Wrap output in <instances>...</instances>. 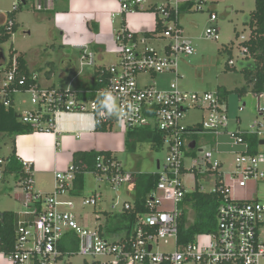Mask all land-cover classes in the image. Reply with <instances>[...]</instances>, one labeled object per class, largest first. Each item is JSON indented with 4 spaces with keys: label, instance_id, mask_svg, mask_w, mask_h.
<instances>
[{
    "label": "built area",
    "instance_id": "built-area-1",
    "mask_svg": "<svg viewBox=\"0 0 264 264\" xmlns=\"http://www.w3.org/2000/svg\"><path fill=\"white\" fill-rule=\"evenodd\" d=\"M119 4L118 15L125 18L124 25L114 32V52L118 61L101 71L98 83L103 87L92 91H78L67 88L60 90L42 86L37 73L31 74L35 82L25 88L27 78L20 75L17 56L12 55L6 62L0 53V119L2 109H15V100L20 94L30 95L32 109L19 115L23 124L34 126L36 132L51 131L62 115H88L93 119L95 130L100 123L118 122L117 118L107 113L98 114L96 100L104 91H110L125 111L128 105L135 106V111L121 124L125 133L130 130L150 129L163 136L167 158L160 168L159 182L154 191L146 198V214H138L136 222L129 231L117 240L105 238L98 229L82 226L74 213L75 202L72 200L79 173L75 165L55 172V191L46 196L33 194L34 180L32 170L27 163L21 162L25 178L21 186L32 195L35 207L25 203L26 215L30 220L18 221V236L15 252L8 255L12 264H61L72 257H109L110 264H262L264 263V199L257 188L264 183V106L259 103L260 119L249 129L238 127L229 131L227 101L221 92H191L179 85L182 78L180 66L186 58L196 51L184 36L180 24L183 6L191 5V12L204 0H116ZM39 10L43 7L38 6ZM16 5L13 13L18 12ZM155 16L154 28L147 33L132 31L127 25V18L132 15ZM217 16L210 15L211 26L206 30L208 39L218 41L220 31ZM14 27L13 19L8 20V30ZM243 42L249 40L241 37ZM158 44V48L154 44ZM81 69L95 67L96 57L87 45L80 47ZM243 59L248 56V49L242 46ZM235 68L233 60L228 62ZM108 75L105 80L104 75ZM171 75L174 80L165 90L140 84L141 78L153 79L157 75ZM89 96L90 99L83 97ZM193 110L202 112V122L185 126L183 120ZM243 111V108H240ZM119 123V122H118ZM240 124V121L237 122ZM210 134L217 141L225 136L227 144L234 149V170L221 171L219 161H214L212 151L204 152L202 166L195 160L187 168L190 158L186 145L188 136ZM2 134H0L1 137ZM248 137L255 138L252 145ZM192 159V158H191ZM7 159L0 158V180L6 173ZM199 166V168L197 167ZM121 165L103 157L97 159L98 181L105 180L115 194L112 209L121 204L122 213L132 212L134 205L122 201L121 189L130 184L129 173H113ZM199 171L201 173H199ZM111 172V175H109ZM187 172L195 177L196 173H216V188L220 206L217 212V227L214 232L195 235L193 241L182 244L179 238L180 221L183 217V202L186 192L183 178ZM203 192V190L201 189ZM243 194L244 196L238 197ZM103 198L94 194L84 198L82 206H96ZM41 203V209L38 207ZM130 225V223H129ZM72 233L77 240V251L71 253L60 249L66 236ZM209 238L199 244V239ZM173 241V251H160L161 242ZM151 248V249H150ZM2 253V252H1Z\"/></svg>",
    "mask_w": 264,
    "mask_h": 264
},
{
    "label": "rangeland",
    "instance_id": "rangeland-1",
    "mask_svg": "<svg viewBox=\"0 0 264 264\" xmlns=\"http://www.w3.org/2000/svg\"><path fill=\"white\" fill-rule=\"evenodd\" d=\"M255 1L204 0L203 3L199 4L201 10H197V7H195L191 12H185L180 21L184 29V36L191 41L196 53L181 63L180 73L182 78L179 80V85L181 88L191 92L228 91L229 131H235L238 127L243 130L249 129L254 122L260 119L259 101L260 105L264 106V96L258 97L250 89L243 96H239L237 93V90L246 86V79L241 70L243 53L240 44L243 42L242 36L246 39L250 37L251 29L246 22L248 16L256 9ZM34 2L37 1L27 0V4L24 5L22 0H0V25L7 19L8 13L12 12L16 5L20 8L16 13L17 32L9 42L0 47V53L3 54L6 62L10 61L12 49L17 55H23L29 70H36L40 78L44 77L47 70H51L49 64H52L57 86L66 89L69 86V79H72L76 72L80 70V57L83 50H81V54L78 51V53L75 50L72 51L71 57L74 58L73 70H67L68 62L65 60L70 55L71 48L62 46L64 38L55 22L47 18L45 20L40 19L41 15L37 12L36 4L34 8ZM211 14H215L218 18L217 26L220 31L218 41L208 39L206 36V30L211 26ZM154 19L155 16L149 13L146 18L135 20L151 22ZM117 20L116 31L122 28L120 24L121 18L118 17ZM144 26H147V24ZM76 30V28H67L65 31L73 33ZM136 32L141 34L143 29H139ZM109 38L111 40L114 39L111 36ZM109 38L105 34L97 32L96 37L91 36L85 42L89 45V50L94 53V47L98 44V41L101 39L107 41ZM154 45L158 48L157 43ZM231 60L235 62V70H231L228 66V62ZM117 61L118 57L115 53H112L106 59L105 64L109 66ZM92 68L90 67L89 70H93ZM173 80L174 78L170 75H157L153 79L141 78L140 84L147 86L155 84L157 89L165 90ZM30 107L29 94L25 93L17 96L16 110L18 114H22ZM240 108H243V111H240ZM202 116V112L193 110L187 114L183 124L189 126L200 123L202 122ZM238 121H240L239 125L237 124ZM120 127L121 124L117 123L114 130L119 131ZM13 138L11 135H1L0 158L7 159L9 157L13 146ZM226 142L227 139L224 137L217 141L214 136L206 133L188 136L186 138L187 149L193 155L186 160L187 168L195 160L202 166L203 153L199 152V150H203L204 152L212 151L214 153V161H219L223 164L221 171H233L235 162L234 149ZM118 158L126 172L127 169L131 172L142 171L146 169L147 165H150V169L155 170L157 169L158 161L161 164L165 163L167 150L166 148L152 149L149 142L137 143L133 141L130 143L127 152L120 154ZM197 167L199 168V166ZM187 173L183 178L187 193H193L197 187L200 190L202 189L204 193H211L216 188V173L204 175L199 174L201 173L199 171V173L195 174V177L191 175V172ZM36 181L37 189L41 190L43 194H52L54 191V179L52 177L39 178ZM18 182L14 175H7L4 180H0V212L12 211L18 213L24 211L23 204L26 202L25 195L27 192L21 186V182ZM124 188L125 186L121 189L122 201L130 198L124 194ZM257 188L261 193L259 197L263 200L264 183H258ZM95 193L102 194V200L96 206L83 207V199L89 198ZM27 194L29 195L30 193ZM242 196L244 195H238V197ZM114 197L115 194L110 190L105 180L99 182L95 174L88 173L85 175L84 188L81 194L72 197L75 202L74 213L88 217L90 222L88 227L93 229L108 218L109 215L107 214L114 212L112 209L114 203L112 199ZM117 208L120 210L121 204L117 205ZM188 210L190 211L189 221L193 222L195 213L189 207ZM208 240L209 238H201L199 239V244L206 243ZM159 250L164 252L173 251V241L169 243L161 242ZM110 262L111 259L109 257L84 258L74 256L70 261L61 264H110Z\"/></svg>",
    "mask_w": 264,
    "mask_h": 264
},
{
    "label": "crops",
    "instance_id": "crops-1",
    "mask_svg": "<svg viewBox=\"0 0 264 264\" xmlns=\"http://www.w3.org/2000/svg\"><path fill=\"white\" fill-rule=\"evenodd\" d=\"M36 1L37 2H34V8L36 4L37 12H39L41 15L40 19L45 20V18H47L48 20L55 22L56 26L61 32L62 37L64 38V44H62V46L71 48L69 52L70 55H68V58L65 60L68 62L67 70H73L72 65L74 64V58L71 57L72 51L75 50L76 53L79 52L81 54L82 49L80 47L82 45H87L89 48V45L85 42L89 37H96L97 32L105 34L107 38H109V36L114 37V32L116 31L115 25L118 22V17L121 18L120 24L122 26L124 25L125 18L118 15L119 4L116 0ZM39 5H42L43 7L41 10H39L38 8ZM143 17L146 18L147 15H132L127 18V21H125V23L127 22V25L132 31L143 29V33L150 32L154 28V20L151 22H148L146 20H135L141 19ZM146 24L147 26H144ZM67 28H76L77 30L76 32L68 33L65 31L67 30ZM113 41L114 39L111 40L110 38L107 41H104L102 39L98 41V44L94 47V54L96 57L95 67L92 68L93 70H89L90 67L82 70L80 67V70L76 72L73 78L69 79L68 88L70 87L78 91H92L97 89V73L100 69L111 66H107L105 64V61L110 54L115 53ZM49 67L51 70H47L44 77L40 78L38 76L39 83L42 86L65 90L57 86V80L53 73L52 64H49ZM30 72L37 73L36 70H30ZM84 98H89V96H86ZM16 109L17 108L15 100V110ZM30 109H32V106L30 107ZM117 123L118 122L113 120L112 129L107 132H101L97 131V129L95 130L93 119L88 115H62L58 118L57 123L55 124V128L51 131L35 132L30 135L17 136L14 141L17 157L21 162L27 163L32 170V177L34 180L33 194H40L42 196L51 194H43L41 190L37 189L38 186L36 179L46 177H52L54 179L55 191V172L58 170H64L68 166L72 165L74 156L78 153L109 152L112 157L115 158L116 161H118L121 165L118 156L122 153L127 152L129 148L127 149L126 147L127 133H125V131L123 130L122 125L119 131L114 130V127ZM196 124L199 123H195L193 125ZM223 137L226 138L225 136H222L221 138ZM199 152H201V150H199ZM191 153H189L188 156L191 157L193 155V153ZM162 165L163 164L158 161L157 169L155 170L150 169V165H147L145 167L146 169L142 171L131 172L128 169L127 172L126 170L124 171L129 174H155L159 172L160 168H162ZM187 174H185V176ZM5 176H7L6 173L4 174V178L2 180L5 179ZM16 179L17 181H19L18 183L21 182L20 179ZM77 190L78 189H76L75 187L73 197L80 195L83 189L80 191ZM75 191L78 193H76ZM123 192L130 197L125 201L133 204L135 200V189L133 185H126L123 189ZM27 196L29 197L27 198ZM25 198L26 202H24V204L28 203L32 207H35V205L31 203V194L28 195L26 193ZM112 201H114V198L112 199ZM25 212H27V209L25 210V208L23 212H14L18 217V221L30 220L31 217L26 215ZM75 215L77 216L78 221L82 226L89 228L88 226L90 225V222L88 217L79 214ZM107 215H109L110 218H106L93 229L101 230L105 235L104 237L110 240H117L126 235V233L129 231V222L124 217L125 214L117 209ZM66 262L68 261H65L64 263ZM0 264H12V262L10 261L8 255L0 252Z\"/></svg>",
    "mask_w": 264,
    "mask_h": 264
},
{
    "label": "trees",
    "instance_id": "trees-1",
    "mask_svg": "<svg viewBox=\"0 0 264 264\" xmlns=\"http://www.w3.org/2000/svg\"><path fill=\"white\" fill-rule=\"evenodd\" d=\"M256 9L248 16L247 23L251 29V34L247 42H242L240 45L248 49V56L242 62V73L246 79V86L237 90L239 96L245 95L250 89L252 93L258 97L264 96V0H256ZM27 4V0H26ZM25 4V5H26ZM191 5L183 6V12L188 11ZM20 9V8H19ZM19 11V10H18ZM17 13V12H16ZM16 13H8L7 19L0 25V47L9 42L13 35L17 32ZM13 19L14 27L12 30H8V20ZM3 55V54H1ZM12 55L17 53L12 49ZM19 72L27 78V84L25 88L30 87L35 82L31 79V72L28 69L27 61L23 55L17 56ZM247 61V62H246ZM230 68V67H229ZM235 70L236 68H230ZM103 70V69H102ZM101 69L97 73L98 80L101 77ZM105 80L108 79V75H104ZM105 84L98 83V88L103 87ZM223 99L227 101L229 96L228 91L219 90ZM84 98V97H83ZM86 99H90L86 98ZM260 103V101H259ZM113 121L106 123H100L97 126V131L107 132L112 129ZM36 132L34 126L29 124H23L19 121V115L14 108L2 109L0 119V134L4 136H13V146L11 153L7 158L6 175H15L18 179H24V168L22 163L18 160L14 141L17 136L30 135ZM248 141L254 146L257 141L255 138L248 137ZM149 142L152 149H163L164 140L160 133L152 131L150 129H138L130 130L126 135V147L130 146L131 142ZM103 157L105 160L116 161L115 158L109 152H85L78 153L74 156L73 165L78 169L77 180L75 187L79 191L84 188L85 175L88 173L95 174L97 170V159ZM100 174L101 172L98 171ZM126 172L121 169L114 170L113 173ZM111 175V172H109ZM130 184L135 189L134 210L132 212H125L124 217L130 223L129 228L136 222V216L138 214L148 213V209L145 207L147 196L156 189L159 182L158 173L155 174H129ZM77 190V191H78ZM76 192V191H75ZM78 193V192H76ZM220 206L219 196L213 193H204L199 187L193 193H188L183 202V217L180 221L179 238L180 243L187 244L193 241L195 235L200 233L214 232L217 227V212ZM39 209H41V203H38ZM188 207L194 211L195 217L193 222L189 221ZM110 218V216H108ZM190 222V223H189ZM18 225V217L12 211H6L0 213V252L10 255L15 252L17 243L16 227ZM103 236H105L101 230H99ZM60 249L63 251H69L76 253L77 240L72 233H69L65 240L60 245Z\"/></svg>",
    "mask_w": 264,
    "mask_h": 264
},
{
    "label": "clouds",
    "instance_id": "clouds-1",
    "mask_svg": "<svg viewBox=\"0 0 264 264\" xmlns=\"http://www.w3.org/2000/svg\"><path fill=\"white\" fill-rule=\"evenodd\" d=\"M95 103L98 114L107 113L110 117L114 116L121 124L124 123L126 117H130L135 111V106L132 104H129L128 110L125 111V108L118 103L117 98L110 91H104L98 96Z\"/></svg>",
    "mask_w": 264,
    "mask_h": 264
},
{
    "label": "water",
    "instance_id": "water-1",
    "mask_svg": "<svg viewBox=\"0 0 264 264\" xmlns=\"http://www.w3.org/2000/svg\"><path fill=\"white\" fill-rule=\"evenodd\" d=\"M22 3L25 5L26 4V0H22ZM261 145H264V141L260 142ZM151 249V248H150Z\"/></svg>",
    "mask_w": 264,
    "mask_h": 264
}]
</instances>
